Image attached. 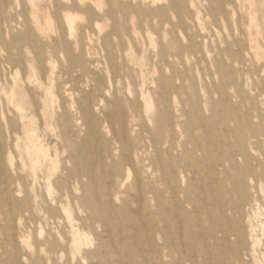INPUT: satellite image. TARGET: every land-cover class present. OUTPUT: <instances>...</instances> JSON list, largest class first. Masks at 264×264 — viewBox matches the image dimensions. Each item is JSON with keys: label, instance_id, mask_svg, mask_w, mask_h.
<instances>
[{"label": "bare ground", "instance_id": "obj_1", "mask_svg": "<svg viewBox=\"0 0 264 264\" xmlns=\"http://www.w3.org/2000/svg\"><path fill=\"white\" fill-rule=\"evenodd\" d=\"M0 264H264V0H0Z\"/></svg>", "mask_w": 264, "mask_h": 264}, {"label": "rangeland", "instance_id": "obj_2", "mask_svg": "<svg viewBox=\"0 0 264 264\" xmlns=\"http://www.w3.org/2000/svg\"><path fill=\"white\" fill-rule=\"evenodd\" d=\"M160 5H161V3L157 4L156 7H154V8L152 7V8L155 9V8L159 7ZM26 22H27V20H26L25 17H22V18L19 19V23L22 25L21 29H24L23 26L26 25ZM109 29H110V27H109V25L106 22H101L100 25L97 28H95V30L93 32V38L96 39L98 36L105 34ZM49 35H51L53 38L56 37V35L55 34H52V33H50ZM64 62H65L64 56H62V55H56L55 61H54V66H55L56 71L58 73L60 72L61 65ZM67 81H68V78H66L65 76H61L60 83L63 86L65 85V83H67ZM66 86H67L66 88H68L70 90H72V88H74V86L72 85V83H70V84H68Z\"/></svg>", "mask_w": 264, "mask_h": 264}]
</instances>
